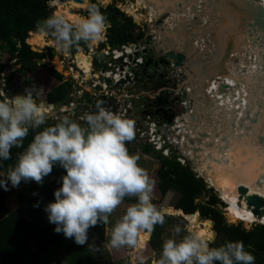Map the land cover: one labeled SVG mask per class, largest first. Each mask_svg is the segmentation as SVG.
Returning a JSON list of instances; mask_svg holds the SVG:
<instances>
[{
    "label": "clouds",
    "instance_id": "1",
    "mask_svg": "<svg viewBox=\"0 0 264 264\" xmlns=\"http://www.w3.org/2000/svg\"><path fill=\"white\" fill-rule=\"evenodd\" d=\"M101 2L84 0L86 15L56 12L38 21L36 29L50 36L60 51L81 42H103L107 17ZM0 97V164L11 159L12 148L23 147L30 129L34 132L27 146L17 153L15 163L7 167L6 175L0 176V188L7 191L8 183L17 187L21 181L43 183L58 164L66 174L60 177L54 200L44 208L49 223L55 225L54 232L77 245H88L89 228L108 223L124 198L135 196V202L113 224L108 244L113 249L143 247L138 237L163 224L166 213L153 203L154 181L139 165V156L130 153L129 144L126 146L135 136L134 120L110 111L97 100L94 110L84 115V125L65 115L41 128L49 119L51 107L38 102L31 88ZM173 233L163 240L152 264H255V256L245 249L243 241L225 240L211 246L214 232L202 235L179 224ZM129 264H144V259L134 255Z\"/></svg>",
    "mask_w": 264,
    "mask_h": 264
},
{
    "label": "water",
    "instance_id": "2",
    "mask_svg": "<svg viewBox=\"0 0 264 264\" xmlns=\"http://www.w3.org/2000/svg\"><path fill=\"white\" fill-rule=\"evenodd\" d=\"M72 1L83 3L82 0ZM148 2L157 6V15L165 9L176 10L180 14V24L163 35L165 47L162 41L161 47L163 46L164 55L158 53L161 47H156V58H146L144 65L136 73L135 83L153 85L155 80L171 83L173 80L167 73L185 69L188 78L174 89L182 93L181 98L186 100L184 113L173 123L176 128H181L178 125L184 124L187 134L185 130L179 132L175 134L176 139L179 140L180 135H183V151L193 145L192 140H188L191 138L188 127L189 120H196L194 105L211 116L217 132V149L211 161L195 167L190 158L185 156V160L200 173L197 178L204 182L206 188L211 185L220 195L251 209L254 216L262 218L264 0ZM48 13L54 14V6L49 7ZM163 25L158 23L157 27ZM109 26L107 23L106 29ZM33 33L40 34L39 31ZM148 38L150 39V35ZM105 46L109 48L108 44ZM37 63L42 65L45 62L39 59ZM124 83L121 80L116 87ZM143 90L147 92L141 98L144 106L152 107L155 115L171 124L175 117L171 103L162 99V96L156 99L149 97L148 93L154 92V88ZM186 95L192 99L193 104L190 99H186ZM198 136L207 138L208 134L201 132ZM198 143L197 141V145ZM196 147L192 148V152H196ZM192 172L195 174L194 170ZM219 199L223 201L220 197ZM181 216L192 217L194 214ZM197 216L200 221L198 213ZM208 222L212 227V221Z\"/></svg>",
    "mask_w": 264,
    "mask_h": 264
},
{
    "label": "trees",
    "instance_id": "3",
    "mask_svg": "<svg viewBox=\"0 0 264 264\" xmlns=\"http://www.w3.org/2000/svg\"><path fill=\"white\" fill-rule=\"evenodd\" d=\"M51 1L53 0H0V50L5 49L10 58L17 64H21L27 71H33L37 67L36 61L44 59L42 53L33 52L30 49L26 39L30 33L37 31L38 21L51 15L48 13V3ZM101 11L105 13L107 23L110 25L106 29L105 38L106 44L110 47L137 42L143 38L144 33L141 30L135 33L138 28L132 18L126 16L114 4L101 7ZM48 38L52 40L50 36ZM106 44L100 43L99 50L104 49ZM88 45L81 42L79 46L72 47L70 52L76 53L78 48L87 51ZM49 56L52 58L53 54L50 53ZM5 67L0 63V90L1 74ZM48 71L60 84L46 94V102L48 104L61 102L67 97L71 83L63 82L62 75L53 68H49ZM12 79L13 74H10L5 80L4 91L7 97H9L8 90ZM50 124L54 123H46L41 128ZM39 130L41 129L35 131ZM33 134V130L30 129L28 136L24 139L23 147L31 141ZM23 147L19 149L14 147L10 150L11 159L0 164V172L6 175L7 167L15 163L17 153L22 151ZM128 150L130 151L129 147ZM142 152L147 154L150 149L148 146H143ZM156 156L159 163L155 173L157 189L161 196L170 190L177 194V199L172 205L173 209L181 211L183 215L197 212L201 219L212 221L215 239L211 246L219 245L225 240L243 241L245 249L255 256V264H264V223L256 224L250 230H245L240 224L227 223L222 212L225 205L210 188H206L204 182L198 179L192 170L174 160ZM64 174H66L65 169L57 164L44 178L43 183L37 184L31 181L28 194L18 195V206L14 210L7 208L6 190L0 188V264H42L41 258L45 248L58 250L64 247L66 238L62 233L53 231L55 225L49 223L47 213L44 211L45 206L54 200L52 192L56 187L61 186L60 177ZM219 197L225 202L227 208L235 207L230 201L220 195ZM135 199V196L125 197L122 203H131ZM37 202L39 206H34ZM42 219L45 220V224L41 225L39 222ZM170 219L169 216H165L164 222ZM164 224L155 226L150 233V242L156 245L161 243V228ZM103 229L104 224L91 227L99 239L103 238ZM26 241L33 243L34 252H30L26 247ZM64 248L66 250L64 260L68 264H96L86 245H77L71 239Z\"/></svg>",
    "mask_w": 264,
    "mask_h": 264
},
{
    "label": "rangeland",
    "instance_id": "4",
    "mask_svg": "<svg viewBox=\"0 0 264 264\" xmlns=\"http://www.w3.org/2000/svg\"><path fill=\"white\" fill-rule=\"evenodd\" d=\"M95 1L101 2V0H95ZM52 2H56L57 4L53 5ZM67 4H68L67 0H53V1L48 3V6L49 7L54 6V12L56 13V12H61V11L63 12V8L61 5H63L65 7ZM110 4H114V6L116 8H118L120 11H122L126 16L132 18L134 24L138 28L135 30V33H137L140 30L144 33V36L141 40H146L147 44L152 46V47H149V49L151 50L150 55L152 56L151 58L155 59L156 58L155 53H157L155 48L156 47L160 48L161 47V41H162V39L160 38V31L157 30V29H159L157 27V24L158 23L165 24V22L168 19V17H167L168 13H172L175 10H172V9L169 11L166 10V12L165 11L162 12L159 17H157L156 19H153V18H147L146 17L147 13L144 10L136 7V5H135L136 0H102L101 7L104 8ZM79 5L81 6V8H79V9L75 8V9H73V11L78 15H86V9L84 7V4H79ZM134 8L137 10L136 15L139 16V19H136L135 17H133V15L130 14V11H133ZM149 19H151V20H149ZM35 34L40 35L38 33H35ZM43 35L44 36H39V37H41L40 39H42L44 42L43 46L37 47L34 45L32 46L31 44H30L31 45L30 46L28 44L30 49L33 52L42 53L44 55L43 60L45 63L42 64L43 66L38 65V63L36 61L37 67L32 72L31 71L28 72L24 67L21 66V64H17L14 60H12L5 49L0 50V63H2L3 65L6 66L3 73L1 74V88L5 89V87H6L5 80L10 74H13V79H14V80L12 79V83L9 86V90H8L9 91V93H8L9 97H11L13 94L23 93L24 89L26 87H29L33 90V93L35 94V98L37 99L38 102L42 101V102L46 103L45 94L50 92L52 90V88L56 87L59 84V82L57 80L53 79L50 76V73L48 71L49 68H53L56 72L61 74L64 81L68 80V82L71 83L70 89L72 91L74 88H76L74 86H77L76 79L73 77V75L76 73H75V71L73 72L70 70V69H73L72 68L73 61L76 64H78V63L80 64V62L84 63L85 61H88L89 57H91L90 50L93 49L95 46H97L98 47L97 51L100 53L99 44L104 43V41H103V42H100V43L95 44V45H88V49H87L88 51H84L82 48H78L76 53H72V52H70V49L67 51L57 50L55 45H54L53 40L48 38V35H46V34H43ZM149 35H150V39L148 38ZM29 36H30V34H29ZM162 47L158 51V53L161 55H164V51L162 50ZM79 52L83 53V60L82 61H78V57L80 55ZM50 53L53 54L52 58H50V56H49ZM157 60H158V58H157ZM58 63H61V69L60 70H57V68H56ZM104 67H106L105 64H97L94 71H96L97 68L102 70ZM162 69H163V67H161V72H162ZM12 72H14V73H12ZM168 77L171 80H173V83L170 85V88H171L170 91L172 90L171 94H173L171 97H174V96L179 97L180 94H182V93H180L174 89L188 78L185 69L181 70V71L180 70L174 71V72H172V74H170V72H168ZM70 79L72 80V82ZM78 80H81V79L79 78V79H77V81ZM138 85L141 87V90L145 89L144 86H146V88L151 87L150 84H145V83L143 84V88H142V85L140 83ZM129 87H131V86H127V88H129ZM134 88L137 89L136 83L134 84ZM168 89H169V86L157 89L154 92H149L148 94H150V95H148V96L154 98L155 94L156 95L157 94H165L166 93L165 90H168ZM145 93H147V92L142 93L143 94L142 97L146 96ZM2 94H7V93L5 91H3ZM151 94H153V95H151ZM186 99L187 100L190 99V103H192V99L189 96L186 95ZM138 106H139V101H138V103L136 102L134 105V110H133L134 111L133 112L134 113V116H133L134 121H138L140 119V116L138 113ZM59 117H60L59 114L53 113L49 116V119L47 121H53ZM84 123L85 122L83 121L82 125H84ZM128 144H129V148L131 149L130 153H133V154H136L139 156V160H138L139 165L147 170L149 176L154 181V189H153V194H152L153 195V203H155L158 207L163 208V209L166 206H170L171 208H173L172 205L175 202V200L177 199V194L175 192H173L172 190H170V191L166 192L163 196H161L160 193L158 192V189H157V178L155 176V173H156L157 168L159 167V163H158L157 156H156L158 154L156 152H154L152 150V148H150L149 146H148V148L150 149V152L147 154L143 153L142 148L144 145L140 144L139 142H137L135 140L128 142ZM145 147H147V146H145ZM186 151H187V153H190V150H186ZM158 156H160V155H158ZM197 162H199V161H197ZM184 165L187 166L188 169L194 170L196 177L200 176L199 175L200 173L186 160H185ZM199 166H200V164H199ZM21 187H22V185L20 183L17 187H12L11 184L9 185L8 193H7V199H6L7 208L13 209V208L17 207V205H18L17 204L18 203L17 198H18V195L21 194L20 192H24V191L28 192L27 189H24L22 191ZM209 188L219 198L218 193L212 187H209ZM225 199L228 200L227 198H225ZM228 201H230V200H228ZM133 202H135V201H133ZM133 202H131V203H133ZM230 202L233 203L235 205V207H228L227 208V206L225 205L226 207L222 208L223 216H224L225 221L227 223L233 224V225L240 224L242 226V228H244L245 230H250L256 224H263L264 223V218H260L259 221H251L248 216L252 215V213L248 212L247 207H243V206H241L237 203H234L232 201H230ZM129 204L130 203H121V205H119L116 208V210L110 214L108 223L104 224L103 238L102 239H99L98 237L95 236V234H92V232H90V230H88L89 243L86 246H87V249L90 251V253L93 255V258L95 259L96 264H129L130 258L134 255L143 257L144 264H152V261L154 260V258L159 256V252H160V248H161L163 240L174 235L173 229L176 225L179 224L184 229L196 231V229H193L190 227L189 221L187 220V218L185 216L175 215V214H171V213L169 214L165 211V213H166L165 216H169L171 219L164 222L165 224L163 223L164 225L161 228L162 235L160 237L161 243L159 245H156V244L150 242V238H148L147 241L144 243L143 247H137L134 249L133 248H126V247L120 248V249H113L108 244L112 226L120 218V216L123 215L126 207ZM223 204H225L224 201H223ZM237 213H239L240 215H237ZM196 215H197V213H196ZM203 221H206V220L201 219L199 221V224ZM39 224H41V225L45 224V220L42 219L39 222ZM205 227L206 226H204V225H202V226L200 225V228L206 229V233H208L209 230H211L213 232L211 226H208L206 228ZM148 234L150 236V233H148ZM183 234L184 233L182 232L180 235L182 236ZM176 238L179 239L180 237L177 236ZM138 240H139V237H138ZM70 241H71L70 238L66 239L64 247H66ZM64 247H62L61 249H58V250H55L52 248H45L43 251V254H42V258H41L42 262L41 263L42 264H68L64 260V257L66 256V250ZM31 248H34L33 244L31 246ZM29 260L30 259H28V261Z\"/></svg>",
    "mask_w": 264,
    "mask_h": 264
},
{
    "label": "built area",
    "instance_id": "5",
    "mask_svg": "<svg viewBox=\"0 0 264 264\" xmlns=\"http://www.w3.org/2000/svg\"><path fill=\"white\" fill-rule=\"evenodd\" d=\"M145 41L130 42L113 48L110 46L109 48L105 47L100 50V53L97 51L98 47L95 46L90 50L91 62L88 80H84V70L79 69L73 61V69L70 70L77 73L78 77L75 78L77 86H74L76 88L70 91L64 101L57 104L46 103L51 107L50 115L53 113L60 115L59 118L46 123H55L67 115L82 124L84 115L94 110L97 100L103 101V106L110 111L133 119L134 105L139 101L138 113L140 119L134 121L135 136L133 140L144 146H149L161 158L174 160L181 166H185V156L181 154L180 143L175 137V134H179L183 130L182 128H176L177 126L173 123L178 121L180 115L175 116L171 124L166 123L159 115L153 113L154 109L152 107L144 106L141 101L144 90H141L139 85H137V89L134 88L137 78L136 73L144 65L146 58L152 57L150 46L142 44ZM104 43H106V39ZM97 64H105L106 67L102 70L97 68L94 71ZM170 67H172V64H170ZM127 77L129 80H127ZM79 78L81 80L77 81ZM121 80H124L125 83L116 87V84ZM140 84L143 88L144 83ZM127 86L131 87L127 88ZM0 95L3 94L0 92ZM158 96L160 94L155 95L154 98L156 99ZM185 101L180 94L178 105L182 109H184Z\"/></svg>",
    "mask_w": 264,
    "mask_h": 264
},
{
    "label": "bare ground",
    "instance_id": "6",
    "mask_svg": "<svg viewBox=\"0 0 264 264\" xmlns=\"http://www.w3.org/2000/svg\"><path fill=\"white\" fill-rule=\"evenodd\" d=\"M67 1H68V4L65 7L63 5H61L63 8V12L69 16L78 15L73 11V9L81 8L79 3H76L72 0H67ZM82 1H83V3H81V4H84V0H82ZM159 1H164V0H159ZM170 1H172V0H170ZM52 4L56 5L57 3L52 2ZM135 5L137 8H140L147 13V15H146L147 18H153V19H156L157 17H159L162 12H164V11L166 12V10L167 11L171 10V9H165L164 11H162L161 13H159L157 15V13H158L157 6L154 3H149L148 0H136ZM71 11H73V12H71ZM136 12H137V10L134 8L133 11H130V14L133 15V17H135L136 19H139V16L136 15ZM167 17H168V19L165 22V24L162 27H159V29H157L158 31H160V38H162V45L164 43L163 35L180 24V14L176 10L173 11L172 13H168ZM149 20H151V19H149ZM39 36H44V35L42 33H40V35H37L35 33H30V36H29V38H27L26 41L29 44H31L32 46L34 45L37 47H41L44 45V42L42 39H40L41 37H39ZM163 46L165 47V44ZM79 53H80V55L78 57V61H82L83 60V53H81V52H79ZM90 62H91V60L89 57L88 61H85L84 63L80 62V64L79 63L77 64L79 69L84 70V80L89 79ZM56 68H57V70H60L61 69V63H58ZM73 77L77 78L78 77L77 73H76V75L74 74ZM193 113H195L197 115L196 120H191V121L189 120L190 126L188 127V130H190L191 134L194 137V139H193L190 135L191 138L188 140H192L193 145L190 146L189 143H186L187 145H189V149L185 148L183 151L182 145L185 143L183 141L184 137L182 134L180 135V139L178 140V143H180V145H179L180 148L182 147L181 154L190 158L193 161L195 167H197V166H199V164L202 165V164H204L208 161H211L213 159V156H214L215 151L217 149V132H216L215 126L213 124V121L211 119V116L209 114H207L206 112H204L203 110H201L200 108H198L195 105H194ZM178 126H180L183 129V132L185 130V132L187 134V128L185 127L184 124L178 125ZM201 132L207 133L208 134L207 138H199L198 133H201ZM174 139H175V137H174ZM197 141L199 142L198 143L199 145H197ZM209 143L211 145H208ZM195 146H197L196 147L197 150H196V152H192V148H194ZM186 150H190V153H187ZM197 161H199V162H197ZM210 187H212V186L210 185ZM218 195H220V194L218 193ZM220 196L223 198H226L222 195H220ZM227 199L234 202V203H237V202H235L229 198H227ZM237 204H239V203H237ZM239 205H241V204H239ZM241 206H243V205H241ZM243 207H245V206H243ZM164 209L169 214L171 213V214H175V215H183L181 213V211L174 210L171 207H165ZM247 210H248V212H251V209L247 208ZM185 217L189 221V225L191 228L196 229V232H199L202 235H207L206 229L200 228V225L201 226L204 225L206 227L210 226L208 220L203 221L199 224V219H198V216L196 215V213L192 217H190V216H185ZM248 217H250L249 219L251 221H259V219L261 218V217L257 218L253 214L248 216ZM262 218H264V215ZM148 238H149L148 233H142L139 236L138 241L142 242L144 245V243L147 241Z\"/></svg>",
    "mask_w": 264,
    "mask_h": 264
},
{
    "label": "flooded vegetation",
    "instance_id": "7",
    "mask_svg": "<svg viewBox=\"0 0 264 264\" xmlns=\"http://www.w3.org/2000/svg\"><path fill=\"white\" fill-rule=\"evenodd\" d=\"M106 44V43H105ZM106 47V46H105ZM76 75V74H75ZM51 76V74H50ZM52 77V76H51ZM53 78V77H52ZM54 79V78H53ZM56 80V79H55ZM173 83V81L171 83H166V80H155L153 85H150L151 87H148L149 89L154 88L155 90L160 89V88H164V87H168L169 89L166 90L165 94H160V96H162L164 100H167L171 103V106L174 107V114L175 116H179L182 112H184V109H182L179 105H178V101H179V97L174 96L171 97L173 94H171L172 90L170 91V85ZM146 88V86H144ZM55 88V87H54ZM52 88V90L54 89ZM171 94V95H170ZM159 97V96H158ZM156 97V98H158ZM171 99V100H170ZM59 103V102H57ZM56 103V104H57ZM53 104V103H52ZM55 104V103H54ZM154 113V112H153ZM155 114V113H154ZM189 135H191V137L194 139L193 135L191 134V132H189Z\"/></svg>",
    "mask_w": 264,
    "mask_h": 264
},
{
    "label": "crops",
    "instance_id": "8",
    "mask_svg": "<svg viewBox=\"0 0 264 264\" xmlns=\"http://www.w3.org/2000/svg\"><path fill=\"white\" fill-rule=\"evenodd\" d=\"M29 72V71H28ZM32 72V71H31ZM31 74V73H30ZM22 77V76H21ZM16 78V77H15ZM14 80V79H13ZM71 80V79H70ZM66 81H68V80H66ZM63 82H65V81H63ZM59 84H60V82H59ZM58 84V85H59ZM57 85V86H58ZM14 91V90H13ZM70 91H71V89H69V91H68V94L70 93ZM13 95H15V94H13ZM151 95H153V94H151ZM156 95V94H155ZM34 96H35V94H34ZM45 96H46V94H45ZM4 175V172H0V176H3ZM30 183H31V181H29V182H24V181H21L20 182V184L22 185V187H21V189H22V191L24 190V189H27L28 190V188H29V186H30ZM9 185H10V183H8V188H9ZM58 187H56L55 189H54V191L57 189ZM54 191L52 192V195H53V193H54ZM8 193V190L6 191V194ZM21 194H23V195H27L28 193L27 192H20ZM21 194H19V195H21ZM54 196V195H53ZM18 204V203H17ZM18 206V205H17ZM16 208V207H15ZM15 208H13V209H10V210H14ZM89 230H90V232H92V234H94L93 233V231L91 230V228H89ZM26 243H27V248L29 249V250H31L30 252H34V248H31V246H32V242H29V241H26ZM34 247V246H33Z\"/></svg>",
    "mask_w": 264,
    "mask_h": 264
},
{
    "label": "snow or ice",
    "instance_id": "9",
    "mask_svg": "<svg viewBox=\"0 0 264 264\" xmlns=\"http://www.w3.org/2000/svg\"><path fill=\"white\" fill-rule=\"evenodd\" d=\"M237 215H240L239 213H237ZM250 218V217H249Z\"/></svg>",
    "mask_w": 264,
    "mask_h": 264
}]
</instances>
